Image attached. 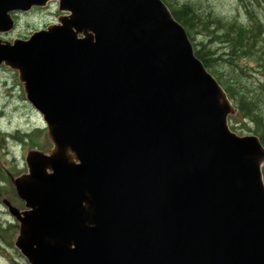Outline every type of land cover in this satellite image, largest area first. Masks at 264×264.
Instances as JSON below:
<instances>
[{"label":"water","instance_id":"obj_1","mask_svg":"<svg viewBox=\"0 0 264 264\" xmlns=\"http://www.w3.org/2000/svg\"><path fill=\"white\" fill-rule=\"evenodd\" d=\"M58 2L29 39L0 40L54 145L15 181L30 264H264V146L228 126L226 92L162 0Z\"/></svg>","mask_w":264,"mask_h":264},{"label":"rangeland","instance_id":"obj_2","mask_svg":"<svg viewBox=\"0 0 264 264\" xmlns=\"http://www.w3.org/2000/svg\"><path fill=\"white\" fill-rule=\"evenodd\" d=\"M195 1L199 2V8L203 10L202 12L206 10L207 13L224 19L236 18L242 23H248V18L245 15V5H248L253 10L256 8V6L248 2L241 3V0ZM239 13L243 15L239 17ZM59 14L58 6L54 3L49 4L45 9L35 10L28 15L20 14L17 18L16 30L11 34L0 35V40L12 42L16 39L30 37L34 32L43 30L47 26L54 24ZM197 40L200 41L202 38L197 36ZM244 63H248L251 69L255 68V64L249 62V60H244ZM259 73L253 71L252 76L257 79ZM0 116V167L2 168V177L7 178V181L0 179V203L3 200H7L14 206L21 207V201L17 197L15 187L12 184V178H16L18 175L27 172L26 156L29 151L39 150L47 154L53 146L42 117L27 102L17 74L3 66L0 67ZM234 117L236 120H233L231 127L235 126L238 118L237 115ZM237 126L240 128V125ZM36 131L40 132L36 133ZM19 133L34 136V140L29 139L22 142L20 141L21 136ZM238 134L249 135L250 133L246 130H239ZM12 137H15V139ZM14 231L15 228L10 232L9 236L13 235ZM17 236L18 231L16 232ZM0 257V264H13V259L20 264H27L25 260H22L17 255V250L2 244H0Z\"/></svg>","mask_w":264,"mask_h":264},{"label":"trees","instance_id":"obj_3","mask_svg":"<svg viewBox=\"0 0 264 264\" xmlns=\"http://www.w3.org/2000/svg\"><path fill=\"white\" fill-rule=\"evenodd\" d=\"M163 1L174 18L186 28L194 43L196 56L223 86L238 110L240 120L235 125V131L252 132L264 145V95L259 93L261 85L252 77L253 71L264 74V1L254 2V10L246 5L248 23L206 17L195 0ZM198 32L205 33L211 40L225 42L228 53L219 55L215 51L209 52L210 49L201 51L200 43L196 42ZM244 59L253 62L255 68L242 64ZM251 123L255 125L253 128ZM20 141H24V137Z\"/></svg>","mask_w":264,"mask_h":264},{"label":"flooded vegetation","instance_id":"obj_4","mask_svg":"<svg viewBox=\"0 0 264 264\" xmlns=\"http://www.w3.org/2000/svg\"><path fill=\"white\" fill-rule=\"evenodd\" d=\"M203 13H204V15H206V17H214L210 13H207L206 10ZM200 38H202V40H200V49H201V51H206V50L210 49L209 52L214 53V51H215L219 55L220 54L225 55V53L227 52L228 45L225 42L215 41V39L211 40L207 36H205V34H203V33L200 35ZM214 57H218V56L215 55ZM222 62H224V61H222ZM257 84L261 85L262 92L260 90L259 93L264 95V81H258ZM6 204H7V200H3L2 203H0V244L6 245V246H8L10 248H14V245H15V243L17 241V238H18V236L16 237V232L18 231V235H19L20 228H19L18 223L10 215L9 209L7 208ZM15 207L18 208L19 210L23 211L22 203H21V207L22 208L20 206H18V207L15 206ZM12 226H15V227H12ZM14 228H15V231L13 232V235L9 236L10 232ZM4 248H6V247H4ZM17 255L22 260H24L21 257V255L19 254V252H17ZM2 256H4V255H2ZM4 257H7V256H4Z\"/></svg>","mask_w":264,"mask_h":264}]
</instances>
